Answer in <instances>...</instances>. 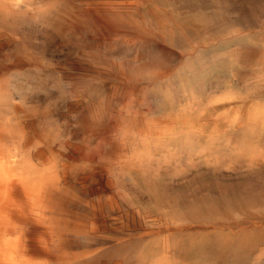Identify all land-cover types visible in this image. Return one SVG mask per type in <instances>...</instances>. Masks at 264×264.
Masks as SVG:
<instances>
[{
  "label": "bare ground",
  "instance_id": "bare-ground-1",
  "mask_svg": "<svg viewBox=\"0 0 264 264\" xmlns=\"http://www.w3.org/2000/svg\"><path fill=\"white\" fill-rule=\"evenodd\" d=\"M48 1H74L78 4L75 7H79V11L73 13L70 22H67V31L75 33L82 29L81 25L84 23L94 25L104 33L103 37L96 36L92 38L91 35L90 38H92L96 47L99 42L106 44V46L123 42L129 49L138 44L140 45L133 59L120 60L117 64L110 65H101L98 62L97 49L83 51V56L93 60L90 68L95 73H114L123 79L128 87L130 84L136 86L140 83L145 86L158 85L163 81H172L175 86L177 84L185 86L188 83L189 76L183 78L184 73L187 72L193 75L194 71L201 67V62H198V59L194 61L180 60L178 65L172 66V61L165 58V55L154 54L148 42L142 37L126 35L127 31L130 30V18L134 17L142 0H126L123 4L114 3L111 0ZM65 10L67 11V9ZM51 11L39 9L36 0H0V55L11 49L15 55L14 62L9 66H0V264H264V238L259 234L260 232L247 231V228H245L246 230L242 229L243 231L237 232V235L235 233L234 235L229 233L230 236H222L218 233L200 235L192 227H187L189 224L186 223L191 222L193 219V211L198 210L197 213L199 211L202 213L212 211L210 206L202 201L198 204L199 206L192 202L184 205L177 202L173 207L172 214L176 220H186V223H184L186 226H182L183 224L169 225L166 223L167 225L164 226L159 224L158 229L152 230L148 234L155 238L143 244L131 257L129 248L122 255L116 254L118 249L121 250V243L119 242L114 246L116 250L113 252L108 248L93 247V241L100 239L106 229V214L109 219L115 214L120 215L121 225L117 226L122 233L124 232L127 236L130 235V214L123 210V208H127L129 211L130 203H136L135 198H133L134 195L132 196L133 191L130 192V182L135 190H140L144 186L142 178H145L149 173L147 167L150 164V159L139 152L140 145L152 141L155 143L157 152H161L166 146L184 145L190 148L197 139L196 129L199 118L192 104L179 110L171 109L169 115L155 116L154 118L140 115L130 117V115L123 113L104 111L101 108L100 110L91 109L92 111L85 115L77 113L72 125L67 126L71 131V136H66L64 140L59 142L56 141V133L45 130L46 127H43L45 124H40V117L37 112L32 111L26 101V94L21 95L16 92L15 87L12 88L7 78L8 75L16 71L34 70V57L27 49L25 39L37 35V33L45 32L48 34L52 31L54 24L51 20V13L53 12ZM53 34L50 35L53 36ZM44 41L42 42L44 43ZM90 41L88 43H91ZM81 49L83 48L81 47ZM89 75L91 76V74ZM31 83L34 84L32 80ZM13 85L15 86V84ZM140 89H137V91ZM169 98L166 97L167 100ZM73 100L76 104L81 102L80 91L74 95ZM89 105L90 103L87 106ZM209 105L211 104L209 103ZM229 127L232 126L229 125ZM130 131L135 136H131ZM199 138H204V136H199ZM248 138L250 139V137ZM257 138L256 142H258ZM203 140L205 141V139ZM239 140L237 142H240ZM206 145L208 146L207 142ZM216 145H220V143ZM250 145L247 147H250ZM258 147H256V150ZM232 150L235 151L234 148ZM219 153L221 152L219 151ZM243 153H247V150ZM229 154L227 152V156ZM240 155H237V157ZM180 159L183 160L181 157ZM203 159L205 158L203 157ZM237 160L239 161V157ZM213 161L215 160L213 159ZM204 162L202 161V163ZM215 163H213L214 168L220 167L218 162ZM215 165L218 166L215 167ZM180 174L182 177V173ZM174 175H176V172ZM191 177L189 176V178ZM171 180L173 182L174 179ZM183 181L179 180V182ZM84 194H89V196L85 198ZM172 194L173 192L170 195ZM158 198L160 197L158 196ZM163 203L165 204V202ZM138 211L140 212L141 208L138 207ZM160 212L162 214V211ZM156 217L158 218L155 219L154 217L155 221L161 223L162 219L159 216ZM190 218L191 221H189ZM222 218L220 220H223ZM242 218L244 217L242 216ZM165 219V222L169 221ZM210 228H214V226ZM131 229L133 228L131 227ZM73 241L77 245L76 248L71 245Z\"/></svg>",
  "mask_w": 264,
  "mask_h": 264
},
{
  "label": "rangeland",
  "instance_id": "rangeland-1",
  "mask_svg": "<svg viewBox=\"0 0 264 264\" xmlns=\"http://www.w3.org/2000/svg\"><path fill=\"white\" fill-rule=\"evenodd\" d=\"M111 1L118 4L126 2V0ZM36 5L39 9L53 11H51V20L54 24L53 32L48 34L45 32L37 33L38 37L35 34L26 38V47L34 57L35 68L33 71L13 72L7 78L12 88L15 87L16 92L21 95L26 94V101L32 111L38 113L40 124H45L43 126L46 127L45 130L56 133V141L59 142L64 140L66 136H71V131L67 126L72 125L77 113L85 115L92 110H100V108L108 112L130 115V117L140 115L154 118L155 116L169 115L171 109L179 110L192 104L199 118L196 129L198 134L195 140L196 144L193 143L190 148L184 145H182L183 147L181 145L166 146L161 152H157L155 143L152 141V143L140 145L139 152L150 159L149 169L147 167V172L149 171L150 174L147 173L145 178H142L144 181L142 190H135L130 182V192L133 191L132 196L134 195L133 198H135L136 203H130L129 211L127 208H123L130 214V235L127 236L119 229L118 226L121 225L120 215L115 214L109 219L106 214V229L100 239L93 241V247L108 248L113 252L116 250L114 246L119 242L121 243V250L118 249L116 254L122 255L129 248L131 257L143 244L155 238L148 235L152 230L158 229L160 225H167L166 223L169 225L183 224L182 226L189 224L187 227H192L200 235L207 233H218L222 236H230L234 233L237 235L247 228V231L260 232L259 234L264 238V0H142L134 17L130 18V30L127 31L126 35L142 37L148 42L154 54L165 55V58L172 61V66L178 65L180 60L194 61L198 59V62H201V67L195 71L193 69V75L184 73L183 78L189 76L185 86H179V84L175 86L172 81H163L162 84L158 83V85L145 86L140 83L137 84L138 86L130 84L128 87L123 79L114 73L99 74V72H93L90 68L93 60L83 56V51L97 49L98 62L101 65H110L117 64L120 60L133 59L140 45L129 49L123 42L115 43L116 46L115 44L106 46V44L99 42L96 47L92 38L103 37L104 33L94 25L87 23L88 26L84 23L81 25L82 29L75 33L67 31L73 13L79 11V7H75L78 4L74 1L36 0ZM161 23L163 24L161 25ZM64 29L66 30L64 31ZM91 35L92 38H90ZM89 40L91 43H88ZM12 51V49L7 50L4 52L6 54L0 55V66L7 67L14 62L15 55ZM99 77H102L101 80ZM137 89L140 90L137 91ZM78 91L81 93V102L76 104L73 97ZM166 97H170L169 100ZM89 103L90 105L87 106ZM204 104L207 106L205 107ZM200 108L204 110L201 109V111ZM229 125L232 127L230 128ZM130 135H134L132 131H130ZM226 135L228 136L225 137ZM199 136H204V138H199ZM256 137H258V142H256ZM238 140L240 142H237ZM219 143L220 145H216ZM249 144H251L252 149L247 147ZM241 146L244 147L241 148ZM257 146L259 147L256 150ZM232 148L239 154L238 152L235 153ZM226 150L228 154H231H229L230 156H227ZM246 150L245 155L243 151L246 152ZM133 153L135 154L134 151ZM241 153L242 155H240ZM164 154L165 156H163ZM221 155L224 157L222 158ZM237 155H240L238 156L239 161ZM235 156L237 159L234 158ZM213 159L223 169L217 167L218 165H215L217 169L214 168L213 163L215 161ZM234 159L236 160L234 161ZM199 167L201 168L199 169ZM175 172L176 175H174ZM180 173H182V177ZM189 176L192 177L189 178ZM171 179H174L173 182ZM179 180L184 181L179 182ZM172 192L173 194L170 195ZM83 196L87 198L89 194ZM201 201L206 202L212 211L210 210L209 213L199 211L200 213H197L198 210H195L192 214V221L191 218L189 220L191 222H188L189 218L187 219L188 223L185 222L186 220L183 222L174 218L172 212L177 202L180 205L190 202L198 205ZM138 207L141 208L140 212ZM226 215L227 217H225ZM156 216L162 219L161 223L155 221L158 218ZM221 217L223 220H220ZM163 218H167L165 220L169 221L165 222ZM214 223L216 225L218 223L217 227ZM193 225L197 228H194ZM213 226L214 228H210ZM71 245L74 248L77 246L74 241Z\"/></svg>",
  "mask_w": 264,
  "mask_h": 264
}]
</instances>
